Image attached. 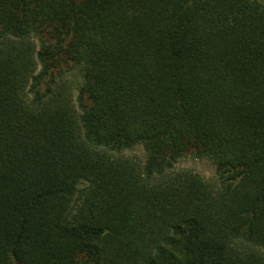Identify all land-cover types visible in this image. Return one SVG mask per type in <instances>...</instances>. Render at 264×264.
<instances>
[{
	"label": "trees",
	"instance_id": "trees-1",
	"mask_svg": "<svg viewBox=\"0 0 264 264\" xmlns=\"http://www.w3.org/2000/svg\"><path fill=\"white\" fill-rule=\"evenodd\" d=\"M0 264H264V1L0 0Z\"/></svg>",
	"mask_w": 264,
	"mask_h": 264
},
{
	"label": "rangeland",
	"instance_id": "rangeland-1",
	"mask_svg": "<svg viewBox=\"0 0 264 264\" xmlns=\"http://www.w3.org/2000/svg\"><path fill=\"white\" fill-rule=\"evenodd\" d=\"M264 1V0H263ZM74 84L80 82V76L77 71H73L67 75ZM178 168H188L197 171L205 178H212L214 176L213 164L208 160H197L193 157H188L180 161L177 165Z\"/></svg>",
	"mask_w": 264,
	"mask_h": 264
}]
</instances>
